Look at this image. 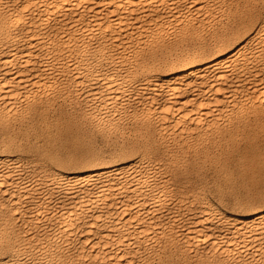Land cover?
Returning <instances> with one entry per match:
<instances>
[{
    "label": "bare ground",
    "instance_id": "6f19581e",
    "mask_svg": "<svg viewBox=\"0 0 264 264\" xmlns=\"http://www.w3.org/2000/svg\"><path fill=\"white\" fill-rule=\"evenodd\" d=\"M244 1L0 0V264H264V198L242 199L264 185V0ZM71 103L110 148H75ZM197 153L250 183L232 208L177 180Z\"/></svg>",
    "mask_w": 264,
    "mask_h": 264
},
{
    "label": "rangeland",
    "instance_id": "374dc122",
    "mask_svg": "<svg viewBox=\"0 0 264 264\" xmlns=\"http://www.w3.org/2000/svg\"><path fill=\"white\" fill-rule=\"evenodd\" d=\"M253 1H255V0H253ZM253 1H252V6H246V5H245L246 1L243 2L242 6H244V7L246 8V10H252V9H253V10H256V9H259V8L261 7V3H260V1L257 0V1H255L256 3L253 2ZM253 5H254V6H253ZM259 6H260V7H259ZM251 7H252V9H251ZM72 105H73V106H72ZM75 106H76L75 103H71L70 106H69V104L64 106V108L66 107L65 110H66V112H67V114H68L69 116L67 117V115H66V116H64V118H61V122H63V120L66 122V125L64 124L65 122L62 123V125H64V126H62V132H63V134H66L67 131H68V132H67V135H68V134H69V135H71V134L73 135L74 133H76V134L79 133L81 136H80L79 134H78V136L81 137V138H83V136H82V134H83V135H84V139H85V137H86V139H85V140H86V143H85V141H84V142H81L82 144L79 142L80 145H82V147H81V146H77V144L75 145V148H78V149L81 150V151H83L82 148L85 147L86 145H87L86 147L96 148V150L98 149V151H99L101 148H102V149H101L102 151H105V150H107L108 148H110L109 146H110V145L112 146V144H111L112 142L109 143L108 141H105V139L103 138V135H101V134H100L99 132H97L96 130H94L95 133H96V135H95V133H92V132H94V131L92 130L93 128H91L89 125H86V124H88V122H86V121H84V120L81 121V119H79L78 116H74V114H75V110H74L73 108H74ZM70 107H71V108H70ZM70 109H71V110L73 109L72 112H73L74 114L71 113V112H70L71 114L69 113V110H70ZM72 114H73V115H72ZM73 116H74V117H73ZM71 117H72L73 119H72ZM66 118H67V119H66ZM76 119H77V120H76ZM69 120H70V121H69ZM78 120H79L80 123L82 122V123H81L82 125H80V123L78 122ZM75 121H76V122H75ZM67 122H68V124H67ZM70 122H71V123H70ZM74 123H77V124H74ZM69 124H70V125L73 124V125H72V126H68ZM84 124H85V125H84ZM76 126H77L78 128H77ZM83 126H84V127H83ZM85 126H86L87 128H86ZM67 127H69L70 130H69ZM70 127H72V128H70ZM89 127H90V128H89ZM65 128H67V129L65 130ZM74 128H76L77 130L74 129ZM82 128H83V129H82ZM63 129H64V130H63ZM72 129H73V130H72ZM71 130H72V131H71ZM75 130H76V131H75ZM69 131H70L71 133H69ZM79 131H80V132H79ZM81 131H82L83 133H82ZM86 131H87V132H86ZM89 131L91 132V135H90V136H89V134H90ZM85 132H86L88 135H87ZM262 133H263V134H262ZM262 133H261V134L263 135V137H260L261 135L259 136L261 142L264 141V139H263V138H264V131H263ZM30 134H31V132L29 133L30 139H31L32 136H33L32 139H34L35 137H34L33 132H32V136H31ZM76 134H75V135H76ZM92 134H94L95 136H97V138H96L95 136L92 137ZM86 135H87V136H86ZM100 136H102V137H100ZM100 138H101L102 140H101ZM84 139H83V140H84ZM87 139H89V140H87ZM93 139H94V141H96V142H94ZM103 139H104V140H103ZM262 139H263V140H262ZM83 140H80V141H83ZM39 141H40V139H39ZM87 141H88V143L91 142V143H89V146H88V144H87ZM92 141H93V142H92ZM97 141H98L99 143H98ZM101 142H103L104 144L101 143ZM79 143H78V144H79ZM83 143L86 144V145L83 146V145H84ZM96 143H97V144H96ZM107 143H109V144H107ZM100 144H101V145H100ZM262 144H263V142H262ZM90 145H92V146H90ZM94 145H95V146H94ZM97 145H98V146H97ZM102 145H103L104 147H103ZM107 145H109V146H107ZM80 147H81V149H80ZM86 147H85V148H86ZM105 147H106V148H105ZM85 148H84V150H85ZM29 149H30V148H29ZM103 149H104V150H103ZM261 149L264 151V146H263V148H261ZM25 150H27V152H25ZM31 150H32V151H31ZM262 150H261V151H262ZM35 151H36V150H35ZM35 151H34L33 149H30V150H29V153H28V148H27V149H24V150H23V152H25V153H23L22 151L20 152V151H18V150H13V151H11V153H10V152H9V153H10V155L12 154V156H18V157H19V155H20L19 158H20V159L22 158L21 160H23V162H25V163H26V162L29 163L28 165H29L30 167L33 166L32 168L35 169V170L37 169V166H38V167H41V165H39V164H43L42 167H44L45 169H48V170L51 169V170H53V171H59V170L62 169L61 171H62V172H65V171H63V170H66V171H73V170H74V171H77V170L79 169V167L76 166V165H74L75 167H74L73 165H70V166H67V167L61 168V167H59L58 165L54 164V162L51 161L50 159H48L46 156H45V159H44V155H40L38 152H37L36 155H35ZM19 153H20V154H19ZM83 153L85 154V151H84ZM179 153H180V152H179ZM202 153H203V152H202ZM263 153H264V152H263ZM263 153H262V154H263ZM30 154H31V155H30ZM37 154H38L39 156H38ZM197 154H198V155H195V158H197L198 156H200V157L202 156L201 153H197ZM262 154H261V156H260V155H258V156H259V159H261V157H262V160H264V159H263V156H264V155L262 156ZM37 156H38V157H37ZM40 156H42V157H40ZM193 156H194V155H192V157H193ZM196 156H197V157H196ZM23 157H24V158H23ZM192 157L190 156V157L188 158V160L186 161V163L183 162V165H184V164H187L188 162H189V163H192V161H193V164H188L187 166H185L184 169H182V171H178V170H177V173H179V172H181V173H186V172L188 171L189 174H187V173L184 174V175H182L181 173H179L180 175L176 174V176L178 175V176H177L178 179H177V177H175V179H177L178 181L181 179L179 182H184V183H186V184H189L190 181H191V182H193V183H190V184H195V183H196V185H198L197 182H200V186H201V184H202V186H201V190H204V191H205V192L202 191V193L204 192L203 194H204V198H206V201H208V202H212V203H214V202L216 203V201H217L216 204H220L222 207L227 206L228 209H229V208H232L233 206L231 207V204L233 205V203H234V201H233L232 198H234L235 196H238V197H235V198L238 199L239 197L242 198V196L244 195V194L242 195V193H241V189H242L244 186L242 187V186L239 184V183H240L239 180L241 179V177L239 176L240 174H239V172H238L237 170H236V172H235V168H236L237 166L232 165V164H229L230 167H232V166H233L232 168L235 167V168L233 169L234 171H233V170L231 171L232 175H234V176L231 175V176H232L231 178L234 177L233 179H234L235 181L238 180L237 182H239V183L235 182L233 179H231L230 182H228L229 180L227 181V179H226V178H223L222 176H220L221 178H219V174H218V177L215 175V172L212 171V170H214V168H213V167H214V166H213V165H214L213 162L209 161L208 159H205V160H203V161H204V162L207 161V162L204 163V162L202 161L201 158L198 160V158H197V159H193ZM25 158H26V159H25ZM27 158H28V159H27ZM33 158H34V159H33ZM38 158H39L40 161H37ZM40 158H41L43 161H41ZM46 158H47L48 161L46 160ZM36 159H37V160H36ZM24 160H25V161H24ZM26 160H27V161H26ZM32 160H34V161L32 162ZM197 160H198V161H197ZM200 160L202 161V163H199V162H201ZM30 161H31V162H30ZM195 161H196V162H195ZM208 161H209L210 163H208ZM35 162H36V163L38 162V163L36 164ZM44 162H45V163H44ZM197 162H198V166H197ZM195 163H196V164H195ZM263 163H264V162L261 161V164H262L261 167H263V170H262L263 173L260 171L262 168L259 167V168H261V169L259 170V174H261V175H262V174L264 175V165H263ZM35 164H36V165H35ZM53 164H54V165H53ZM194 164H195V165H194ZM204 164H205V165H204ZM207 164H208V165H207ZM209 164H210V165H209ZM212 164H213V165H212ZM34 165H35V167H34ZM190 165H191V166H190ZM192 165H193V167H192ZM199 165H200V167H199ZM201 165H202V166H201ZM231 165H232V166H231ZM48 166H49V168H48ZM72 166H73L74 169L72 168ZM188 166H189V168H188ZM194 166H195V167H194ZM196 166H197V169H195V171H196L197 174H200V176L197 175V174L195 173V171H194V168H196ZM203 166H204L205 168H204ZM211 166H212V167H211ZM51 167H52L53 169H52ZM56 167H57V168H56ZM58 167H59V168H58ZM70 167H71V168H70ZM181 167H183V166H181ZM186 167H187V169H186ZM190 167H192V169H193V170L191 171V173H190V171H189V169H191ZM201 167H203V168H201ZM206 167H207V168H206ZM210 167H211V168H210ZM65 168H66V169H65ZM76 168H77V169H76ZM199 168H200L201 170H200ZM208 168H210V170H209ZM185 169H186V170H185ZM204 169H206V170L204 171ZM51 170H50V171H51ZM184 170H185V171H184ZM197 170H198V171H197ZM199 170H200L202 173H204L206 176H207L208 171H211V173L214 174L215 176H211V177H209L210 175H208L207 177H205L204 174L201 175V172H200ZM214 171H215V170H214ZM209 173H210V172H209ZM209 173H208V174H209ZM234 173H235V174H234ZM236 173H237V174H236ZM192 174H193V175H192ZM236 175H237L238 177H236ZM184 176H186L185 178H187L188 176H190V178H187V179H188V180H187V179H184V178H183ZM193 176H194L195 178H194ZM198 176L201 177V178H199ZM179 178H180V179H179ZM191 178H193V179H191ZM197 178H198V179H197ZM205 178H208V179H206L207 183H211V184H212L213 182H216V183H218V184L221 186V188H222V187L226 188V191H225V189L222 190L221 188H218V187H217L218 184L213 183V184H212L213 186L210 185V184H205V183H206V181H204ZM209 178H210V179H209ZM211 178H213L214 180H215L216 178H217V179H216V181H214V180L212 179V181H213V182H212V181H211ZM218 178H219V179H218ZM236 178H237V180H236ZM183 179H184V181H183ZM195 179H196V182H195ZM199 179H200V180H199ZM203 179H204V180H203ZM222 179H223V180L225 179L226 182H228V183H226L225 180H224V182H223ZM189 180H190V181H189ZM198 180H199V181H198ZM208 180H210V181L208 182ZM218 181H220V183H219ZM231 181H233V182H231ZM234 182H235V183H234ZM231 183H233V186H234V187L232 186ZM236 183H237V185H238V184H239V185L236 186ZM203 184H204V185H203ZM214 184H215V185H214ZM225 184H226L227 186H225ZM229 184H230L231 186H230ZM234 184H235V185H234ZM249 184H250V183H248V185H249ZM209 185H210V187H209ZM216 185H217V186H216ZM228 185H229L230 187H229ZM248 185H245L244 189L249 188L250 185H249V186H248ZM220 186H219V187H220ZM247 186H248V187H247ZM251 186H252V184H251ZM204 187H207V188H204ZM232 187H233V188H232ZM237 187H239V188H237ZM253 187H254L255 189H254ZM258 187H259V186H258ZM258 187H255V185H254V186H252L251 188H249L250 190L253 188L254 191H256L257 189H260V188H261V190H257L256 193L253 192V191L251 190V191H250V193L252 192V194L250 195L251 197H248L249 194H250V193H249V189H248V190H247V189L244 190L243 193H246L245 191H248V192L246 193V195H244V197H246V198H242V199H243V200H249V199L252 198V197H254V198L258 197L259 194H261L260 192H262V190H264V185H263V186H260L259 188H258ZM203 188H204V189H203ZM210 188H211L212 190H211ZM213 188L218 189V190L215 191L216 193L214 192ZM240 188H241V189H240ZM256 188H257V189H256ZM208 189H209V192H210V190H211V192H212V191H213V192H212V193L210 192V194H209V193H208ZM239 189H240V190H239ZM227 190H228V191H227ZM238 190H239V191H238ZM220 191H223L222 193H224V195L226 194L225 192H227V194L225 195L224 198H222L224 195H222V193H221ZM236 191H237V192H236ZM242 191H243V190H242ZM219 192H220V193H219ZM257 192H258L259 194H258ZM217 193H218V194H217ZM228 193H229V195H228ZM237 193H238V195H236ZM214 194H216L217 196H215ZM219 194H221V195L219 196ZM233 194H234V195H233ZM240 194H241V195H240ZM253 194H255V196H256V195H258V196L255 197ZM252 195H253V196H252ZM206 196H207V197H206ZM218 196H219L220 198H219ZM212 197H213V198H212ZM221 198H222V199H221ZM227 198H228V199H227ZM218 199H219L220 203L218 202ZM231 199H232V200H231ZM242 199H241V200H242ZM222 200H223V201H222ZM221 201H222V202H221ZM227 201H228V202H227ZM232 201H233V203H231ZM226 204H228V205H226ZM224 205H225V206H224ZM225 208H226V207H225ZM177 251H178V250H177ZM177 251L174 250V252H175V253H174L173 250H171L170 253H168V254L170 255V258L168 257V260L171 261V263H170L169 261L167 262L165 259L163 260L164 262L162 261L163 263H160L158 260L156 261V258H155L153 264H156V263H158V264H175V263H173V261H175L176 264H178V263H179V264H190V263H191V264H205V263H201V261H199V260H197V263H196V260L193 259V257L187 256V254H183L182 252H180V251L177 252ZM171 252H173V253H171ZM176 253H178V254H176ZM179 253H180V254H179ZM179 255H180V256H179ZM182 255H183L185 258L182 257ZM185 255L188 257V259L191 258V259H189V260H191V262H188V261L186 260L187 258H186ZM260 256H261L260 254H255V256H254V257L256 258L255 260H256L257 263H260V262H261L260 259L262 258V256H261V257H260ZM173 257H174L175 259H173ZM176 257H178V260H177ZM179 258H180V259H179ZM181 258H182V259H181ZM183 258H184V259H183ZM192 259H193V260H192ZM176 260L179 261V262H177ZM182 260H183V261H182ZM185 260H186L187 262H186ZM258 260H259L260 262H259ZM181 261H182L183 263H182ZM194 261H195V263H194ZM185 262H186V263H185Z\"/></svg>",
    "mask_w": 264,
    "mask_h": 264
},
{
    "label": "snow or ice",
    "instance_id": "6c2138e0",
    "mask_svg": "<svg viewBox=\"0 0 264 264\" xmlns=\"http://www.w3.org/2000/svg\"><path fill=\"white\" fill-rule=\"evenodd\" d=\"M261 23H264V20H262ZM242 195H243V194H242ZM261 195H262V198H264V190H262Z\"/></svg>",
    "mask_w": 264,
    "mask_h": 264
}]
</instances>
